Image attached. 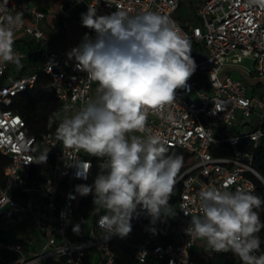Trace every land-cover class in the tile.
<instances>
[{
  "label": "built area",
  "instance_id": "built-area-1",
  "mask_svg": "<svg viewBox=\"0 0 264 264\" xmlns=\"http://www.w3.org/2000/svg\"><path fill=\"white\" fill-rule=\"evenodd\" d=\"M63 1V17L78 6L87 12L89 4L95 5L97 16L117 10L130 16L158 13L190 41L197 67L187 87L176 90L171 105L147 116L151 135L165 147L186 153L188 163L176 179L181 189L176 202L169 204L173 214L161 213L153 222L138 206L129 235L109 236L97 224L105 213L83 216L82 195L76 191L78 185L88 186L93 167L102 169L104 159L65 147L56 130L39 137L28 134L12 105L20 93L35 86L37 75L3 82L14 63L0 64V155L9 160L0 185V264H12L11 257L17 264H197L216 255L242 264L230 251L209 250L206 241L192 238L186 230L191 216L201 214L203 190L242 188L264 200V177L254 167L256 153H264V135L251 139L255 132L264 133V7L249 6L248 0ZM181 6L189 10L188 19L176 17ZM16 12L23 14V24L15 36L29 38L42 49L46 88L63 106L59 124L95 100L98 85L77 68L76 60L49 49L50 35L41 27L43 8L30 0H0V17ZM87 35L92 40L97 36L93 29ZM245 59L252 61L250 70L241 67ZM239 70L248 82L241 75L232 77ZM133 134L146 135H129ZM46 152V162H33ZM257 211H264V205ZM89 220L90 225L82 227ZM22 225L34 228V235L29 231L18 237L15 229Z\"/></svg>",
  "mask_w": 264,
  "mask_h": 264
},
{
  "label": "clouds",
  "instance_id": "clouds-1",
  "mask_svg": "<svg viewBox=\"0 0 264 264\" xmlns=\"http://www.w3.org/2000/svg\"><path fill=\"white\" fill-rule=\"evenodd\" d=\"M248 4L264 7V0H248ZM81 19L84 27L96 32V39L85 34L82 44L68 55L98 85V95L59 122L56 136L65 147L104 159L94 184L78 185L76 191L82 196L94 192L95 208L105 213L98 227L109 236L124 238L132 231L138 206L153 222L161 213L173 214L169 199L183 157L167 154L165 142L147 128V116L175 101L176 90L187 87L197 65L190 41L166 16L154 12L130 16L124 10L97 16L95 5L89 4ZM22 24L21 12L0 17V64L21 65L13 45L15 30ZM52 122L49 117V126ZM260 135L264 133L255 132L251 139L255 142ZM46 160L47 152L33 162ZM262 205L264 200L242 188L203 190L199 194L201 214L191 216L186 231L206 241L211 251H230L243 264H264V254L255 255L261 244L257 233L264 228L257 211Z\"/></svg>",
  "mask_w": 264,
  "mask_h": 264
},
{
  "label": "trees",
  "instance_id": "trees-1",
  "mask_svg": "<svg viewBox=\"0 0 264 264\" xmlns=\"http://www.w3.org/2000/svg\"><path fill=\"white\" fill-rule=\"evenodd\" d=\"M19 51L26 49L27 57L32 59L36 55H41L39 51L40 46L35 44L32 40L20 38L15 40ZM192 56V55H191ZM28 66V65H27ZM33 73L37 75L35 86L32 89L20 93L13 101L12 110L20 114L24 121L25 129L28 134L39 137L43 134L52 133L58 126V117L62 110V103L46 88L48 83V76L41 71V66H35ZM25 72L24 69L20 70V74ZM7 73L2 78V81H7ZM55 113V115H53ZM49 117H52L53 122L49 126ZM168 155L176 154L183 157V166L178 173L177 177L182 173L186 164L188 163V155L180 150L168 148ZM8 158L0 155V185L4 182L3 170L8 164ZM254 167L259 174L264 177V153H256L254 160ZM102 169L94 166L92 174L88 181V186H92L94 181ZM177 179V178H176ZM181 189V183L175 184L173 196L169 199V204H174L178 198ZM94 192L89 193L87 196H82L79 201V212L85 216H97L104 213L103 209L95 208L93 204ZM258 210V209H257ZM264 224V222H261ZM259 238H264V228H261L257 233ZM264 254V245H260L258 251ZM209 264H236L234 258L225 255H216Z\"/></svg>",
  "mask_w": 264,
  "mask_h": 264
},
{
  "label": "crops",
  "instance_id": "crops-1",
  "mask_svg": "<svg viewBox=\"0 0 264 264\" xmlns=\"http://www.w3.org/2000/svg\"><path fill=\"white\" fill-rule=\"evenodd\" d=\"M32 3L38 4L43 8L46 18L41 24V27L44 32L50 35V46L51 51L68 55L72 49L79 47L85 37V34H88L89 28H86L82 25L81 15L86 13V10L83 6H78L70 11L68 17H63L60 14L61 9L64 7L63 0H30ZM24 38L22 36H15V40ZM14 49L20 53L17 48V44L14 42ZM71 49V50H70ZM26 54V49L23 50ZM69 56V55H68ZM75 60V58H70ZM25 68L27 66H24ZM22 70V69H20ZM18 75H25V72ZM10 81V80H7ZM124 262V259H122ZM205 261V260H197Z\"/></svg>",
  "mask_w": 264,
  "mask_h": 264
},
{
  "label": "rangeland",
  "instance_id": "rangeland-1",
  "mask_svg": "<svg viewBox=\"0 0 264 264\" xmlns=\"http://www.w3.org/2000/svg\"><path fill=\"white\" fill-rule=\"evenodd\" d=\"M179 16L182 19H188L190 17V12L189 10L185 7V6H181L178 10V12L176 13V17ZM26 40H30L29 38H25ZM36 44V43H35ZM39 51H42V49L40 48ZM19 56L21 57V65L18 66L16 64L12 65L11 67H9L6 70L7 76H8V80H12L13 78L16 77L17 73L20 71V69H24L25 70V74H32L34 69L36 68L35 66H41L43 63V58H42V52L41 55H36L34 57H32V59L27 57V54L21 50L19 53ZM28 65V66H27ZM24 66H27L26 68ZM241 67L246 68V69H251L252 67V61L250 59H245L242 64ZM240 75L242 76L243 80L245 82L249 81V78L247 75H245V73H242L241 70L239 71H235L232 72V77L238 79L240 77ZM8 82V81H7ZM255 122V120H253ZM256 124V123H255ZM87 157H91V155L87 154ZM260 220L261 222H264V211H260ZM91 221L89 220L88 223H84L82 224V227L87 228L90 225ZM31 232L33 235L35 233V229L28 227L27 225H22V227L15 229L16 235L18 237L21 236V234H25L27 232ZM261 244L260 245H264V238H260ZM240 260V259H239ZM241 261V260H240ZM11 262L12 264H17V260L14 257H11ZM241 263L243 264V262L241 261ZM197 264H209V261H198Z\"/></svg>",
  "mask_w": 264,
  "mask_h": 264
}]
</instances>
